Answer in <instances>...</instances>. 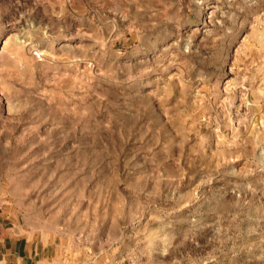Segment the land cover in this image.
I'll return each instance as SVG.
<instances>
[{"label": "rangeland", "instance_id": "1", "mask_svg": "<svg viewBox=\"0 0 264 264\" xmlns=\"http://www.w3.org/2000/svg\"><path fill=\"white\" fill-rule=\"evenodd\" d=\"M0 212L56 264H264V0H0Z\"/></svg>", "mask_w": 264, "mask_h": 264}, {"label": "crops", "instance_id": "2", "mask_svg": "<svg viewBox=\"0 0 264 264\" xmlns=\"http://www.w3.org/2000/svg\"><path fill=\"white\" fill-rule=\"evenodd\" d=\"M0 264H56V257L47 240L26 232L13 218L4 221L0 212Z\"/></svg>", "mask_w": 264, "mask_h": 264}]
</instances>
